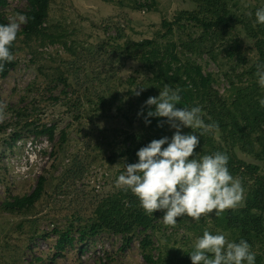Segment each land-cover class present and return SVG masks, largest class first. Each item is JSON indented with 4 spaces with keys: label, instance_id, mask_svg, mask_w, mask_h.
Masks as SVG:
<instances>
[{
    "label": "rangeland",
    "instance_id": "rangeland-1",
    "mask_svg": "<svg viewBox=\"0 0 264 264\" xmlns=\"http://www.w3.org/2000/svg\"><path fill=\"white\" fill-rule=\"evenodd\" d=\"M219 4L51 1L43 27L21 38L15 68L0 76V264H148L146 254L158 264H191L185 254L196 248L223 258L234 250L236 237L216 218L247 208L259 186L243 169L214 170L221 159L256 165L264 176V69L257 67L264 60V0ZM28 8L27 0H9L3 13L22 30ZM187 13L202 20L222 16L230 28L206 32ZM164 21L177 22L167 38ZM146 40L176 44L181 61L199 66L213 83L205 99L169 124L160 144L177 152V171L157 169L158 185L138 199L153 171H130L129 156L121 154L140 145L129 132L141 124L134 129L127 117L140 114L139 98L153 76L140 59L150 49L137 47ZM52 125L54 137L41 134ZM42 176L45 192L33 207H7L31 195ZM223 179L232 190L227 201L226 190L213 186ZM116 204L121 213L113 212ZM146 208L153 224L139 229L131 213ZM253 214L263 217L264 231V213ZM100 223L96 235L81 240ZM64 233L69 241L60 244Z\"/></svg>",
    "mask_w": 264,
    "mask_h": 264
},
{
    "label": "trees",
    "instance_id": "trees-1",
    "mask_svg": "<svg viewBox=\"0 0 264 264\" xmlns=\"http://www.w3.org/2000/svg\"><path fill=\"white\" fill-rule=\"evenodd\" d=\"M51 1L27 0L29 8L24 13L26 25L22 30H18L10 24L3 13V9L8 6L9 0H0V76L2 78H6L16 66L15 55L17 44L21 38L35 34L43 27L48 17ZM208 1L214 9H217L220 5V0ZM187 15L190 21L203 27L206 32L221 27L230 28V24L222 16L214 21L202 20L192 13H187ZM181 19L183 18H177L178 21ZM175 25H177L176 21H164L162 26L166 29V32L162 37L167 38L173 34ZM137 47L150 49L141 54L140 59L146 65L144 68L151 71L153 76L147 79V86L143 89V93L139 98V101L143 103L139 110L140 114L133 116V118L127 117L130 126L134 129L138 122L141 124L140 128L129 132L133 141L140 143L139 148L135 147L126 150L125 154L121 155L129 156L130 162L127 168L130 171H134L136 168L142 173L146 170L153 171L154 180L148 178V181L142 185L147 186V190H141L139 196H137L138 199H141L146 197L158 185L156 183L160 180L159 175L161 172H157V169H163V171L168 172L177 171L178 166L175 164L177 152L170 149L162 151L160 144L165 141L169 124L184 113H187L192 106L194 107L196 99H205L210 94L213 77L205 75L199 66L190 62L184 64L177 54L176 44L161 45L152 40H146L138 44ZM260 53L264 57L262 47H260ZM257 67L264 69V60L260 61ZM68 82L67 79L64 80L65 85L76 92L77 90ZM149 86L151 87L149 88ZM69 100H71L70 97ZM101 101L104 104L110 103L106 96ZM249 123L254 124L258 123V121L251 120ZM56 129V125L45 126L41 134L54 137ZM66 137L67 135L64 133L62 142L66 141ZM139 153H141V158L138 155ZM115 158L116 156H113L110 161L113 162ZM261 160L263 159L261 158ZM222 169L232 173H237L243 169L244 174L255 178L259 190L252 191L247 208L237 211L232 209L225 210L216 218V225L220 229L236 237L234 250L226 255L228 260L219 254H211L201 248H196L192 252L185 254L184 261L191 264H264L263 217L253 214L254 211L264 213V176L257 175L259 169L256 165H233L220 159L214 171L221 172ZM194 171L193 169H188V173H193ZM45 183L46 178L42 176L38 181L37 188L31 195L18 198L15 202L7 204V207L14 209L33 207L44 194ZM174 185L183 186L177 183H174ZM213 186H218L219 191L226 190L228 194L226 201L230 199L232 190L229 188L226 179ZM122 208L120 204H116L113 212L121 213L123 211ZM146 210L147 208L131 213V217H134L135 227L144 230L152 227L154 219L146 213ZM149 213H151L150 210ZM102 227V223L94 224L89 232H82L81 240L85 241L91 235H96ZM147 239L142 242L144 253H146L150 245V241ZM207 239L210 241L209 243H212L211 236H208ZM65 241H69L68 233L63 234L60 244ZM130 241L131 239H128V243ZM145 257L148 264H158L149 254H146Z\"/></svg>",
    "mask_w": 264,
    "mask_h": 264
}]
</instances>
